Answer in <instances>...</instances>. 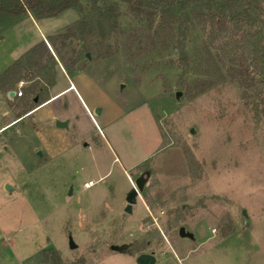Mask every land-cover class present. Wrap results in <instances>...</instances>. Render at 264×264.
I'll return each mask as SVG.
<instances>
[{
	"label": "rangeland",
	"instance_id": "obj_1",
	"mask_svg": "<svg viewBox=\"0 0 264 264\" xmlns=\"http://www.w3.org/2000/svg\"><path fill=\"white\" fill-rule=\"evenodd\" d=\"M21 18L0 16V32L53 35L77 12L35 28ZM169 51L138 77L123 54L84 61L99 78L85 95L96 123L82 115L39 163L20 162L1 146L10 131L0 134V264H46L32 256L49 247L62 264H137L140 253H153V264H264V99L227 84L181 90ZM13 117L0 114V125ZM143 161L151 175L127 212Z\"/></svg>",
	"mask_w": 264,
	"mask_h": 264
},
{
	"label": "trees",
	"instance_id": "obj_2",
	"mask_svg": "<svg viewBox=\"0 0 264 264\" xmlns=\"http://www.w3.org/2000/svg\"><path fill=\"white\" fill-rule=\"evenodd\" d=\"M258 2L0 0V16L19 17L29 12L40 19L69 8L77 12L72 23L47 36L54 55L44 41L35 43L0 74V86L10 87L17 78L33 76L53 83L59 63L73 74L84 68V61L118 54L125 56L129 70L138 77L142 68L149 71L154 66L155 56L162 59L165 52L170 54L169 50L175 49L181 68L177 85L181 90L203 92L227 84L239 88L242 97H247L249 91L250 98L261 100L264 69L259 65L264 56V18ZM125 18L127 22L121 26ZM37 82H32L28 90L32 91ZM32 257H42L46 264H62L52 247L40 249Z\"/></svg>",
	"mask_w": 264,
	"mask_h": 264
},
{
	"label": "crops",
	"instance_id": "obj_3",
	"mask_svg": "<svg viewBox=\"0 0 264 264\" xmlns=\"http://www.w3.org/2000/svg\"><path fill=\"white\" fill-rule=\"evenodd\" d=\"M21 16L22 21H29L35 28L38 19H34L29 12ZM15 24L19 26V22ZM12 31L9 27L6 31L0 32V74L41 40L54 55L47 42L49 34L39 31L36 38L23 32L17 39ZM54 79L53 83H45L37 76L20 77L10 87L0 86V114L6 115L9 109L14 112L13 118L0 125V134L10 131L9 140L1 146L7 150L11 148L12 154H15L22 163H39L50 156L53 141L66 140L70 130L76 131L77 121L82 115L91 124L96 123L97 118L90 108L91 105L87 104L85 95L91 85L99 83V78L89 72L86 67L68 74L59 63ZM36 80L38 82L33 90H28L32 82ZM20 84H22L23 93L21 96H16L15 91ZM10 91H13V96H9ZM56 121L65 122V125L56 124ZM83 134L77 131L76 135L80 138ZM37 154L39 156H36ZM143 204L145 205L144 202Z\"/></svg>",
	"mask_w": 264,
	"mask_h": 264
},
{
	"label": "water",
	"instance_id": "obj_4",
	"mask_svg": "<svg viewBox=\"0 0 264 264\" xmlns=\"http://www.w3.org/2000/svg\"><path fill=\"white\" fill-rule=\"evenodd\" d=\"M87 57H89L88 54H86ZM122 86V85H121ZM9 96H13V91H10ZM96 112H98L96 110ZM56 124H61V125H65V122H61V121H56ZM149 170H144L143 172L139 173L134 179L133 181H131V188L130 190L127 192L126 194V209L125 211L129 212L130 210V205L131 203H133L136 199V197H138L140 195V193H142L143 188L149 178ZM8 185H6L7 188ZM178 235L180 237H187L189 239L193 238V233L190 231H187L185 229L184 226H180L178 228L177 231ZM69 244L70 247H75V244L73 243L72 239L69 238ZM110 249L114 250V251H122V247L121 246H117V245H110ZM135 261L137 264H153L155 262V257L153 255V253H140L135 257Z\"/></svg>",
	"mask_w": 264,
	"mask_h": 264
},
{
	"label": "flooded vegetation",
	"instance_id": "obj_5",
	"mask_svg": "<svg viewBox=\"0 0 264 264\" xmlns=\"http://www.w3.org/2000/svg\"><path fill=\"white\" fill-rule=\"evenodd\" d=\"M137 167H139V166H137ZM144 170H149V177H150V175H151V170L149 169V167L148 166H140V169H139V171H138V173L134 176V178L139 174V173H141V172H143ZM133 178V179H134ZM149 179V178H148ZM148 181V180H147ZM131 183V182H130ZM137 198V197H136Z\"/></svg>",
	"mask_w": 264,
	"mask_h": 264
},
{
	"label": "built area",
	"instance_id": "obj_6",
	"mask_svg": "<svg viewBox=\"0 0 264 264\" xmlns=\"http://www.w3.org/2000/svg\"><path fill=\"white\" fill-rule=\"evenodd\" d=\"M21 86H22V84H20L18 89L15 91V95L16 96H21L22 95L23 92H22V87ZM89 183L90 182H86V183H84V185H88Z\"/></svg>",
	"mask_w": 264,
	"mask_h": 264
}]
</instances>
